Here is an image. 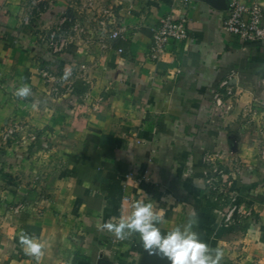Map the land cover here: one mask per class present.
I'll return each mask as SVG.
<instances>
[{
  "label": "crops",
  "instance_id": "1",
  "mask_svg": "<svg viewBox=\"0 0 264 264\" xmlns=\"http://www.w3.org/2000/svg\"><path fill=\"white\" fill-rule=\"evenodd\" d=\"M230 2L0 0V264H36L21 232L45 244L40 264H165L139 234L99 230L137 200L164 210L162 233L195 215L222 264H264V165L245 136L246 116L264 107V41L223 29ZM63 14L83 32L55 58L39 37ZM167 15L188 17L189 38L153 59ZM22 84L27 99L15 95ZM225 178L244 203L229 220L230 193L210 185Z\"/></svg>",
  "mask_w": 264,
  "mask_h": 264
},
{
  "label": "clouds",
  "instance_id": "2",
  "mask_svg": "<svg viewBox=\"0 0 264 264\" xmlns=\"http://www.w3.org/2000/svg\"><path fill=\"white\" fill-rule=\"evenodd\" d=\"M70 72L66 71L64 79ZM32 94L27 84H22L15 92L21 99H27ZM132 211L127 216H121L118 222H108L99 226V230L107 231L117 240H126L133 234H139L144 251L149 256H155L165 264H222L224 252L220 247L212 248L200 238L194 228L197 218L191 215L183 226H177L167 233H162L158 226L163 221V209L154 210L152 202L137 200L132 204ZM19 244L25 255L35 259L40 264L44 256L45 244L35 235L21 232Z\"/></svg>",
  "mask_w": 264,
  "mask_h": 264
},
{
  "label": "built area",
  "instance_id": "3",
  "mask_svg": "<svg viewBox=\"0 0 264 264\" xmlns=\"http://www.w3.org/2000/svg\"><path fill=\"white\" fill-rule=\"evenodd\" d=\"M97 0H85L84 7L87 10L96 8ZM107 10L98 9V23L105 26L104 17L108 15ZM100 19V20H99ZM30 17L25 18V23L29 24ZM188 17L180 15L174 17L167 15L162 18L159 26L153 30L152 43L149 49L151 58L158 59L172 45H177L189 38ZM223 29L241 42H261L264 41V0H231L227 17L223 21ZM121 30L112 32L110 38H118ZM83 32L80 22H73L66 14H63L59 21L48 28L47 32L39 38L43 47L53 57L57 58L64 54L71 46L76 36ZM107 43L102 42L101 47L107 48ZM122 52V49H119ZM48 80L54 77L48 72H42ZM223 85H227L224 82ZM55 89H57L55 87ZM230 93V91H229ZM218 101L220 98L218 97ZM13 129H8L4 138L7 139L13 134ZM235 207H229L227 220L232 217Z\"/></svg>",
  "mask_w": 264,
  "mask_h": 264
},
{
  "label": "rangeland",
  "instance_id": "4",
  "mask_svg": "<svg viewBox=\"0 0 264 264\" xmlns=\"http://www.w3.org/2000/svg\"><path fill=\"white\" fill-rule=\"evenodd\" d=\"M246 120L248 122V131L245 134L246 138L249 141V144H251L257 154V157L260 160V163L264 165V107L262 111H260V114L257 115L255 113L249 114L246 116ZM231 168L235 172H240V169L242 168V163L239 161H233L230 164ZM215 171H219V173L223 174V171L219 170V167L216 168ZM237 172V173H238ZM214 174V173H213ZM211 188L214 191L215 195L217 196H224L225 198H228V196L231 198L232 201V208L235 207L236 204L234 203H240L242 201L243 197H240L239 194H231V192L234 191V185L228 180V178L221 179V180H211ZM232 195H230V194ZM227 194H229L227 196ZM227 196V197H226ZM219 198V197H218ZM245 199V198H244ZM244 204V203H243ZM229 213V209L227 212V215ZM231 219V218H230Z\"/></svg>",
  "mask_w": 264,
  "mask_h": 264
}]
</instances>
